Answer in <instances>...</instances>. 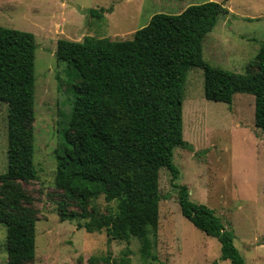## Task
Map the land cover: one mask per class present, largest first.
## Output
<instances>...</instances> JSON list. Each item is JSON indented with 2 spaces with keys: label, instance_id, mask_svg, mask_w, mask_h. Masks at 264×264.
<instances>
[{
  "label": "trees",
  "instance_id": "16d2710c",
  "mask_svg": "<svg viewBox=\"0 0 264 264\" xmlns=\"http://www.w3.org/2000/svg\"><path fill=\"white\" fill-rule=\"evenodd\" d=\"M102 16L97 9L89 10ZM224 2L188 5L179 13L158 12L132 38L59 39L56 58L78 78L72 110L57 150L55 185L81 211L60 201L62 220L87 218L80 227L105 229L109 240H123L121 261L130 264V240H140L144 259H157L159 170L167 167L181 213L221 244L220 258L245 264L234 233L214 209L189 197L177 183L173 148L183 137V84L191 66L204 73V95L232 103L236 92L255 96V125L264 129V39L245 72L213 66L202 55L205 35L221 15ZM35 34L0 25V101L8 104V164L0 173V222L6 226L8 264L35 258L36 209L21 181L37 178L34 164ZM104 195L116 212L90 215V201ZM97 258L91 257V261ZM109 262V257L103 258ZM211 264H218L217 261Z\"/></svg>",
  "mask_w": 264,
  "mask_h": 264
},
{
  "label": "rangeland",
  "instance_id": "374dc122",
  "mask_svg": "<svg viewBox=\"0 0 264 264\" xmlns=\"http://www.w3.org/2000/svg\"><path fill=\"white\" fill-rule=\"evenodd\" d=\"M209 0H0V25L35 34L34 164L37 178L20 184L36 209L35 258L28 264H116L127 242L109 240L105 229L90 232L62 220L60 201L80 212L55 185L57 150L74 101L78 78L56 58L59 39L132 38L158 12L174 13L186 3ZM228 12L203 40V58L213 66L245 72L264 39V0H216ZM173 2H177L175 5ZM141 3V5H140ZM141 6V7H140ZM175 6L176 8H173ZM95 8L102 16H94ZM183 137L188 146L173 148L177 183L187 184L194 202L213 208L231 226L246 264H264V129L255 125V96L236 92L232 103L204 95V73L191 66L183 84ZM8 104L0 101V173L8 164ZM157 259H144L133 236L130 264H232L220 258L221 244L183 216L177 188L167 167L159 170ZM104 195L90 201L88 213L116 212ZM6 226L0 222V264H8ZM97 258L91 261L90 258ZM104 257L110 261L105 262Z\"/></svg>",
  "mask_w": 264,
  "mask_h": 264
},
{
  "label": "crops",
  "instance_id": "0c3cea01",
  "mask_svg": "<svg viewBox=\"0 0 264 264\" xmlns=\"http://www.w3.org/2000/svg\"><path fill=\"white\" fill-rule=\"evenodd\" d=\"M175 5H177V2H173ZM190 4H193L192 2L191 3H186V4H184L183 6H181V7H178L175 11H174V13H179V12H181V11H183L188 5H190ZM140 5H141V3H140ZM141 7V6H140ZM173 8H176L175 6H173ZM245 264H246V261H245Z\"/></svg>",
  "mask_w": 264,
  "mask_h": 264
}]
</instances>
